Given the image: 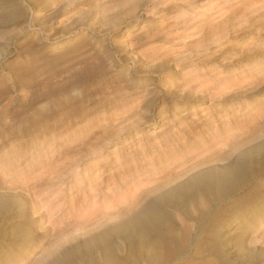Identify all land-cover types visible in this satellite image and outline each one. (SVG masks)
I'll list each match as a JSON object with an SVG mask.
<instances>
[{
    "label": "rangeland",
    "instance_id": "obj_1",
    "mask_svg": "<svg viewBox=\"0 0 264 264\" xmlns=\"http://www.w3.org/2000/svg\"><path fill=\"white\" fill-rule=\"evenodd\" d=\"M196 29L199 40L160 66L144 54L179 48ZM195 76L225 94L183 89ZM141 85L153 90L146 141L172 137L161 151L236 130L203 166L264 142V0H0V264H264V147L241 189L167 206L151 231L114 227L125 214L88 217L90 201L70 206L98 171L123 186L124 171L110 176L126 169L111 161L123 133L98 118Z\"/></svg>",
    "mask_w": 264,
    "mask_h": 264
},
{
    "label": "bare ground",
    "instance_id": "obj_2",
    "mask_svg": "<svg viewBox=\"0 0 264 264\" xmlns=\"http://www.w3.org/2000/svg\"><path fill=\"white\" fill-rule=\"evenodd\" d=\"M200 37V29H196L185 37V41L179 43V48H176V44L178 43L168 46L163 51L160 50V47L154 46L150 48V53L146 52L149 49L146 48L144 54L152 57L154 65L160 66L166 58H173L178 51L191 46ZM209 80L207 78H199L198 76L192 77L185 82L183 89H192L193 92L209 91L213 97H220L225 94V88L214 87L216 79H213L211 83H207ZM203 82H205V86L202 85ZM217 82H220V80H217ZM140 87L142 88L139 90L132 88L122 89L118 94L115 103L116 107L112 111L113 113H110L111 116L108 117L105 114L106 117L102 119L98 118L99 122L103 121L106 125H111L116 136L123 133L121 136H123L124 142L122 143L124 145L113 151L111 161L118 166L127 163L125 165L126 169L110 174V176H117L124 171L125 177L122 179L125 181L123 186H119V181L106 182L104 176H102V172L98 171L94 181H91V177H85L87 180L80 185L81 188H78L77 194L71 198V201H73L70 206L76 207L84 201H90V208L86 211L88 217H96L98 215L111 217L116 214L118 216L125 214L126 219H118L117 224L113 225L114 227L132 226L138 227L143 232H147L151 231V229L159 228L160 224L166 220L165 213L167 206H173L177 203L186 206L188 199L190 200L192 197L196 198V196L224 201L231 193L241 189L250 180L251 173L255 171L253 169L254 163L260 158L256 155L264 147V142L256 143L258 141H255V144L251 145V148L223 159L222 163H204L205 165L203 166L200 162L205 161L204 159L208 158V155L214 149L216 151V149L219 150L218 147L226 145L234 137L236 130L228 128L223 134H217L216 138L209 139V141L204 139V142L201 140L200 144L193 150L187 144V141H185L169 146V148L174 149L171 152H167L166 149L161 151L164 146L170 145H166V141L167 139L172 140V137L166 135L162 139L158 137L150 142L146 141L141 123L148 121V119H144L145 111L143 110L146 105H150L152 102L153 98L151 99L150 95L153 90L147 89L146 85H141ZM99 140L95 146L93 144L88 148L89 152L97 153L111 141L109 137ZM150 154L152 156L149 157ZM191 159H195L194 164L197 163L196 168L194 167L190 171L181 173L177 177L178 179L171 180L173 183L168 184L167 187H161L160 182L164 172H170L174 166H179L180 171H184L188 168V162ZM128 171L130 172L127 173ZM175 181L177 182L175 183ZM104 187L107 188L105 189ZM241 198L243 199V197ZM50 208L49 206L47 210ZM49 212L50 222L54 224L56 222L54 219L56 212L51 209Z\"/></svg>",
    "mask_w": 264,
    "mask_h": 264
}]
</instances>
